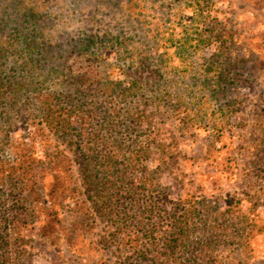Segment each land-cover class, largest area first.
<instances>
[{"label": "rangeland", "instance_id": "obj_1", "mask_svg": "<svg viewBox=\"0 0 264 264\" xmlns=\"http://www.w3.org/2000/svg\"><path fill=\"white\" fill-rule=\"evenodd\" d=\"M97 2H34L46 23L53 20V39L94 26L95 32L105 35L103 45L113 36L122 41L121 55L107 53L108 63L73 55L54 89L71 90L75 77L87 70L121 77L119 68L125 61L118 62L117 57L149 58L148 78L138 95L123 102L115 98L99 112L84 139H58L31 106H23V117L0 109V194L9 205H20L12 228L30 253L28 264L115 263L118 240L110 236L114 225L107 215L96 214L82 185L84 145L114 157L118 164L127 159L119 165L120 177L125 189L135 190V199L112 202L121 217L133 219V232L139 229V219L160 220L163 211L190 226L175 248L173 257L179 264H192L194 255L197 264H264V0H136V20L125 5L103 1L102 16L89 23L88 12ZM178 23L190 32L214 29L212 42L217 43L201 48L195 77L171 68L179 56L173 47L162 46L161 39L170 45V38H176ZM160 25L162 29H157ZM147 27L156 29L157 46L145 34ZM129 36L135 42L124 44ZM224 37L228 42L221 57L218 40ZM57 152L71 159V172L64 177L71 191L63 205H54L62 224L58 238L52 240L43 234L46 210L31 205L39 197L27 179L35 178L25 173L36 172L39 190L48 193L55 174L46 162ZM103 163L106 171L108 163ZM116 180L106 173L107 186ZM145 192L163 198L158 213L149 208L157 199ZM176 223L163 225L171 228ZM197 242L200 246L195 248Z\"/></svg>", "mask_w": 264, "mask_h": 264}, {"label": "trees", "instance_id": "obj_2", "mask_svg": "<svg viewBox=\"0 0 264 264\" xmlns=\"http://www.w3.org/2000/svg\"><path fill=\"white\" fill-rule=\"evenodd\" d=\"M12 0H0V109L7 111L9 116L23 117L25 115L23 106H31L36 115L44 121L61 140L69 136H79L84 139L89 134V126L94 118L113 102L115 98L126 101L132 96L138 95L148 78L149 58L133 60L131 58L117 57L118 62L124 60L120 65L121 77H113L111 73L102 75L100 72L93 73L85 71L75 77L71 90L57 92L54 89L56 80L61 78L73 55L93 57L92 62L108 63L109 52L121 55L119 48L122 46L117 36L109 40L108 45H103L102 39L105 35L95 32L94 26L78 35L51 38V29L55 26L53 20L46 23L43 13L38 10L35 0H13L18 5L14 6ZM88 12V22L96 23L98 16H102V2L111 5H125L131 10L130 17L136 20L138 14L136 0H99ZM101 4V5H100ZM12 7V8H10ZM44 18V21H43ZM163 25L157 27L162 29ZM180 31L176 38H170V45L163 39L162 46L167 49L170 46L179 56V61L173 69L189 72L195 77L198 67L197 56L204 46H210L214 29H196L190 32L187 25L178 23ZM176 29V28H175ZM147 36L151 37L152 46H157L158 39L156 29L145 28ZM163 32V30H162ZM159 33V31H158ZM125 38V37H124ZM221 39V38H220ZM134 36L126 38V43H134ZM219 56L225 55L224 44L228 39L218 40ZM229 49V46L226 47ZM165 54L166 51H165ZM166 61V60H165ZM169 65V64H168ZM94 74V75H93ZM219 77V76H218ZM62 81L60 84H63ZM82 147V144H79ZM80 175L85 191L93 200L96 214L108 216L114 225L111 239L118 240L116 246V260L114 264H179L173 257L175 248L185 240V234L191 230L188 224L177 220L175 215L160 213V220L153 219L145 221L143 218L137 222V231L133 232V219L121 217L119 210L113 205V199H135V190L132 187L125 189L119 165L125 164L127 159H122L118 164L114 157L99 155L91 146L84 145L81 148ZM103 161H106L107 169L102 170ZM102 162V163H101ZM45 164V163H44ZM46 164L54 171V183L47 193L39 190L37 173L27 170L28 187L34 191L39 199H32L31 205L34 210L43 205L47 217L44 220L43 234L52 238H58V231L62 224L59 208L54 205H63L68 199L69 187L65 184L64 177L71 172V159L62 152L49 156ZM107 175L113 174L116 181H110L109 187L104 181ZM41 176V175H40ZM42 180V179H41ZM75 188V187H74ZM111 189L112 191H108ZM146 196L155 197L157 201L152 202L149 207L158 213L161 209L159 199L161 196L145 192ZM151 194V193H150ZM49 196V197H48ZM157 196V197H156ZM147 198V199H148ZM153 199V198H152ZM116 202V201H115ZM163 201L162 204H165ZM20 205H9L0 194V264H28L30 253L21 247L18 239L13 234L15 218L18 217ZM165 210V209H164ZM110 212V213H109ZM183 213V212H182ZM184 214V213H183ZM95 221L96 215L90 213ZM127 216V212L123 214ZM182 216V215H181ZM107 218V219H108ZM178 221L171 228L164 227L167 222ZM58 226V228H55ZM132 228V229H131ZM195 244V243H191ZM197 242L194 247L197 248ZM174 250V252H172ZM197 256H192V264H197Z\"/></svg>", "mask_w": 264, "mask_h": 264}]
</instances>
